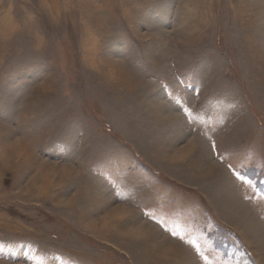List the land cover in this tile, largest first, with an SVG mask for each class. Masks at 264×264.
I'll list each match as a JSON object with an SVG mask.
<instances>
[{
  "label": "rangeland",
  "instance_id": "rangeland-1",
  "mask_svg": "<svg viewBox=\"0 0 264 264\" xmlns=\"http://www.w3.org/2000/svg\"><path fill=\"white\" fill-rule=\"evenodd\" d=\"M0 264H264V0H0Z\"/></svg>",
  "mask_w": 264,
  "mask_h": 264
},
{
  "label": "snow or ice",
  "instance_id": "snow-or-ice-1",
  "mask_svg": "<svg viewBox=\"0 0 264 264\" xmlns=\"http://www.w3.org/2000/svg\"><path fill=\"white\" fill-rule=\"evenodd\" d=\"M171 235L173 236V237H177L178 236V234L176 233V232H171ZM180 239H183L182 237H180Z\"/></svg>",
  "mask_w": 264,
  "mask_h": 264
}]
</instances>
